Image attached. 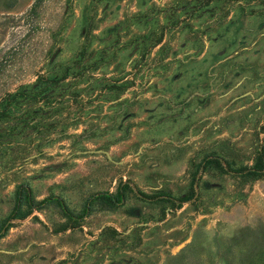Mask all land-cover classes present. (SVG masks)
I'll return each mask as SVG.
<instances>
[{
    "label": "rangeland",
    "instance_id": "rangeland-1",
    "mask_svg": "<svg viewBox=\"0 0 264 264\" xmlns=\"http://www.w3.org/2000/svg\"><path fill=\"white\" fill-rule=\"evenodd\" d=\"M263 145L264 0H0V225L124 193L6 222L0 264H264Z\"/></svg>",
    "mask_w": 264,
    "mask_h": 264
},
{
    "label": "trees",
    "instance_id": "trees-1",
    "mask_svg": "<svg viewBox=\"0 0 264 264\" xmlns=\"http://www.w3.org/2000/svg\"><path fill=\"white\" fill-rule=\"evenodd\" d=\"M216 165H219L217 157H206L202 160V166L204 168ZM238 172L239 177L246 181L257 180L261 178L262 173L264 172V145L261 146L257 151L253 165L251 167H241ZM123 198L124 193L121 188H118L114 194L105 192L92 195L87 200L86 205L83 207L82 213L74 216L61 199L47 197L41 201H34L32 200L28 189L21 186L18 187L14 193V202L9 215L0 225V237L5 233L7 227H9L5 224L6 222L8 223L9 221L15 219H23L32 210H40L46 205L55 206L58 208L63 218L72 221L74 219H81V217L89 213L90 207L93 204H99L110 209L120 205L123 201ZM23 208L24 211H22Z\"/></svg>",
    "mask_w": 264,
    "mask_h": 264
}]
</instances>
